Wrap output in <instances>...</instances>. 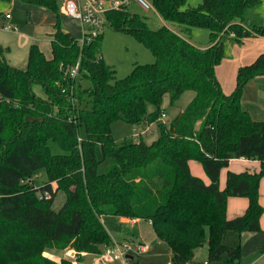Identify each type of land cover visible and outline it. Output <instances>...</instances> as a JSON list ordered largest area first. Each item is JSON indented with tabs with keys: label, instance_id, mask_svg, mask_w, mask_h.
<instances>
[{
	"label": "trees",
	"instance_id": "1",
	"mask_svg": "<svg viewBox=\"0 0 264 264\" xmlns=\"http://www.w3.org/2000/svg\"><path fill=\"white\" fill-rule=\"evenodd\" d=\"M26 1L55 14V31L50 58L37 44L24 67L0 57V264H79L83 253H101L111 243L102 215L148 220L169 246L172 264H239L243 235L261 230L263 213L264 120L242 108L241 96L249 80L264 75V51L238 68L229 95L215 67L228 56L229 40L264 35V26L243 25L245 10L260 0H201L195 7L150 0L180 31L150 28L129 4L108 9L105 24L154 56L121 78L97 56L102 32L81 45L63 27L57 0ZM195 27L208 29L206 47L190 40ZM187 90L195 93L188 105L168 124L160 121L163 98L173 103ZM117 120L141 128L156 122L159 135L150 143L142 137L118 143L111 130ZM50 142L62 152L53 153ZM97 145L111 159L103 173ZM241 157L259 160L260 170L229 171L220 188L221 169ZM189 160L201 163L208 183L191 173ZM41 169L47 181L37 186L33 176ZM229 196L248 199L245 212L231 219ZM228 231L239 235L234 246L224 243ZM201 248L204 260L195 257ZM49 250H73L74 259L54 261L43 254Z\"/></svg>",
	"mask_w": 264,
	"mask_h": 264
},
{
	"label": "rangeland",
	"instance_id": "2",
	"mask_svg": "<svg viewBox=\"0 0 264 264\" xmlns=\"http://www.w3.org/2000/svg\"><path fill=\"white\" fill-rule=\"evenodd\" d=\"M67 1L69 0H57L58 11L60 14V20L62 22V25L65 28L67 25L72 30L76 32H80L81 35L82 27L79 20L75 17H72L66 12L65 5ZM147 1L151 3L150 0ZM200 2L201 0H187L184 7H195ZM25 3H26L25 0H0V19H3L6 14H9L14 19L13 22H16L18 24L19 27L18 32L20 33L23 32L24 30L22 24L26 21L27 18V9L25 7ZM257 5L256 7H258ZM63 7L64 9H62ZM129 8L131 11L138 12L143 17H145L148 26L152 29H157L162 25H166L173 30L180 31V26L178 24L164 21L162 18H160L159 14L153 8L144 10L140 6H138L133 0H130ZM47 11L48 13L55 15L52 11L50 10ZM258 14H261V12H259ZM3 31L4 32H0V39L6 40L7 42L9 41L11 42L13 40L12 34L6 32L4 29ZM102 34H103V38L100 44V49H99L100 51L98 55H102L103 59L113 69H115V74L117 78H121L128 75L132 70L134 64L152 63L154 61V56L151 53V51L148 48H146L142 43L138 42L132 35L114 31L106 24L103 26ZM252 37H256V36L246 37L241 42H236V43L241 46L245 41H248V43L251 42ZM190 39L197 46L204 47L209 42V31L208 29L201 27L192 28L190 33ZM231 43H234V41L229 40L227 43L226 51L228 56L225 57L230 60L236 59L235 57L232 58L234 53H231V49H229V45H231ZM8 52L9 50L7 49L4 50L3 55L6 56ZM15 52L16 50L12 48L11 53L13 54ZM252 61H249V63H251ZM236 76H237V72L235 78L233 79V89L230 93L226 95L231 94L235 89ZM80 82L85 87L91 85L90 81L85 78H82ZM243 91H244V96L249 101V103L254 104L256 107L259 108V110L262 109L261 108L262 106L264 107V79L253 78L249 80L244 86ZM194 94H195L194 91L187 90L183 92L173 103H170L168 96H165L162 100V108L166 114L164 118L165 123L168 124L180 112L181 109H184L188 105L190 100L194 97ZM246 105L247 103L245 102L244 106ZM255 120H264V115L260 114L258 117H255ZM148 125L149 124L145 125V127L143 128L141 127H139V129L138 127L136 128L138 130H142L146 128ZM111 130H112L113 138L118 143L123 141L136 142L139 140V139H135L133 136L134 126L122 120H117L113 122L111 125ZM158 135H159L158 125L156 122H152L150 123L149 129L142 134V139L146 143H150L152 140L157 138ZM50 147L53 153L62 152L61 149L54 142H50ZM96 154L98 159H100V163L98 165V172L103 173L110 165L111 159L102 157V153L99 145L96 146ZM33 181L37 186L47 181V176L44 169H41L36 173V175L33 176ZM60 201H61L60 197H58L57 203H60ZM105 217H106L105 218L106 229L110 233L113 240H115L119 244H123V243L132 244L138 242L139 237L136 233L137 228L135 227L130 228V224L121 223L118 217L114 215H106ZM138 227L140 228L143 234V238H144L143 243L150 247L149 250L139 253L134 251H129L127 254L132 256V258H124L122 260L114 262L113 264H171V255L168 245L164 242H159V241L157 243L150 242L152 238L154 239V234L147 221H142L138 225ZM233 237H234L233 231L227 232L224 238V243L230 245V242L233 240ZM111 244L113 243H110V245ZM68 251L70 255H66V257L74 259L73 253L70 252L73 250H68ZM204 254H205V249L201 248L196 252L195 257L196 259L204 260L205 259ZM98 257L99 256H97V259ZM91 258L94 259L93 256H91ZM73 264H76V262L75 263L73 262ZM210 264H227V262L222 260V261H215Z\"/></svg>",
	"mask_w": 264,
	"mask_h": 264
},
{
	"label": "crops",
	"instance_id": "3",
	"mask_svg": "<svg viewBox=\"0 0 264 264\" xmlns=\"http://www.w3.org/2000/svg\"><path fill=\"white\" fill-rule=\"evenodd\" d=\"M256 5L258 7H256ZM25 7L27 9V18L26 21L22 24L24 30L21 33L18 32L19 31L18 24L16 22H13L14 19L10 15L9 17H6L5 15L3 19H0V32H4L3 31L4 29L6 32L11 33L13 36V40L11 42L10 41L7 42L6 40L0 39V57L7 60V62L10 63L11 65L18 67H24L26 65L28 51L31 44H37L40 50L45 55V57L50 58L51 39H52V34L55 31L54 28L55 15L48 13L47 11L48 9H45L37 5L35 7L34 4H29L27 1L25 3ZM62 9H64V7ZM259 12H261V14H258ZM243 25H245L246 27L264 26V0H260L258 3L254 4L253 6L245 10ZM14 27H16V29H14ZM65 29L70 31L74 36L77 37L80 36V32H76L72 30L67 25ZM251 40L252 41L249 43L248 41L243 42V44L241 43L242 44L241 46L238 45L236 41H234V43H231V45H229V49H231V53H234L232 58L235 57L236 59L230 60L228 58H224L221 61V63L215 67L216 77L221 85V89L224 91L225 94H228L232 91L233 79L235 78L238 68L241 65L249 63V61H252L255 57H257V55L261 53V51L264 50V35H257L256 37H252ZM12 48L16 50V52L13 54L11 53ZM6 49L9 50V52L6 54V56H4L3 53L4 50ZM254 79H264V75L257 76ZM245 102L247 103L246 106H244ZM241 106L243 109L249 112L250 116L253 119H255V117H258L260 114L264 115V107L262 106L261 107L262 109L259 110V108L256 107L254 104L249 103V101L244 96V91L241 96ZM149 127L150 124L148 125V129ZM188 164L190 171L193 175L200 177L205 183L209 182V179L205 174V171L200 162L196 160H189ZM259 170H260V161L257 159H248L244 157L232 158L229 161L228 166L222 168L220 171L219 186L220 188H224L226 182V176L229 171L257 172ZM259 202L263 206V213L259 218V226L261 230L258 232L247 233L243 235L244 239L242 241L241 259L239 261V264H264V177L261 178L259 183ZM247 205H248V199L246 197L229 196L227 198L226 217L228 219H231L236 216L242 215L245 212ZM105 216L106 215H102L100 219L106 228ZM116 217H118L121 223L130 224V228L131 227L137 228V231L135 230L139 237L137 243L145 245L147 247L146 251H148L150 247L143 243L144 241L143 234L140 228L138 227V225L142 221H147V223L151 227L150 222L148 220H144L141 218H127L121 216H116ZM152 232L154 234V239L152 238V240L150 241L151 243H155V242L157 243L158 241L163 242L162 240H159L157 238L153 229ZM238 241H239V235L238 233L234 232V237L233 240L230 242V245L231 244L236 245ZM115 242L116 241L113 240L111 237V243H115ZM70 252L73 253L74 256L75 252L74 251H70ZM43 254L46 257L51 258L52 260L57 262H59L63 257H66V255H70L69 251L67 252V251H54V250L45 251ZM98 255L99 253L85 252L82 254V261L79 264H99V261L97 259ZM170 255H171V251H170ZM91 256H93L94 259L91 258Z\"/></svg>",
	"mask_w": 264,
	"mask_h": 264
},
{
	"label": "built area",
	"instance_id": "4",
	"mask_svg": "<svg viewBox=\"0 0 264 264\" xmlns=\"http://www.w3.org/2000/svg\"><path fill=\"white\" fill-rule=\"evenodd\" d=\"M138 6L144 10H148L152 7V4L147 0H133ZM130 0H69L67 1L65 8L66 12L79 20L82 33L78 38V43L83 45L89 43L95 39L103 29L105 25V12L110 8H118L121 5L129 4ZM9 17V14H6ZM16 29V27H14ZM235 34L232 33L231 36ZM99 57V55H97ZM79 69V59L73 65L69 71L71 77H75ZM166 114L163 111L159 117L160 121H164ZM139 129V128H138ZM134 128L133 136L135 139L142 137V134L148 130V126L142 130ZM45 196L48 194L45 193ZM147 247L140 243H123L117 242L104 246L101 253H99V264H113L116 261L127 258L129 251L144 252ZM172 264V263H171Z\"/></svg>",
	"mask_w": 264,
	"mask_h": 264
},
{
	"label": "water",
	"instance_id": "5",
	"mask_svg": "<svg viewBox=\"0 0 264 264\" xmlns=\"http://www.w3.org/2000/svg\"><path fill=\"white\" fill-rule=\"evenodd\" d=\"M127 258H132L130 255H127Z\"/></svg>",
	"mask_w": 264,
	"mask_h": 264
}]
</instances>
